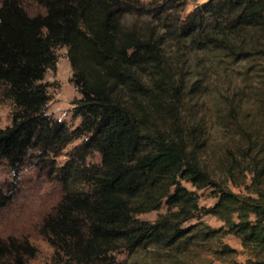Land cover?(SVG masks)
<instances>
[{"label": "trees", "instance_id": "1", "mask_svg": "<svg viewBox=\"0 0 264 264\" xmlns=\"http://www.w3.org/2000/svg\"><path fill=\"white\" fill-rule=\"evenodd\" d=\"M32 1L43 11L0 0V90L14 101L11 122L0 127V159L18 174L30 150L56 156L81 137L61 166L50 165L64 193L38 224L56 264H112L118 250L132 264L140 251L151 264H264V0H207L175 22L173 0ZM166 40L217 50L225 63L228 87L214 106L223 153L213 169L199 155L209 144L206 123L179 107L199 86L167 55ZM58 45L67 46L80 93L73 128L46 108L43 78ZM94 151L100 161L86 164ZM207 186L216 192L211 206L198 202ZM10 197L0 188V206ZM162 204L154 220L136 215ZM228 233L244 261L224 242ZM36 252L26 236H0V264H26Z\"/></svg>", "mask_w": 264, "mask_h": 264}, {"label": "rangeland", "instance_id": "2", "mask_svg": "<svg viewBox=\"0 0 264 264\" xmlns=\"http://www.w3.org/2000/svg\"><path fill=\"white\" fill-rule=\"evenodd\" d=\"M146 3L161 0H145ZM207 0H173L176 8L170 9L171 20L178 21L196 6ZM26 6L30 13L42 12L43 8L32 0H26ZM144 16H141L143 18ZM139 18V19H141ZM136 16H128L133 23ZM166 53L169 57H178L182 67V75L191 81H196L199 90L190 92L184 97L179 106L181 115H189L201 118L205 123L209 135V144L200 152V159L204 166L213 169V158L221 157L223 141L220 127L214 121V106L222 99L227 86V76L224 71L222 58L217 50L200 49L191 51L185 42L177 43L166 40ZM55 63L46 69L43 81L47 84L49 100L47 111L54 117L65 121L70 128L78 125L80 116L74 111V99L80 96L77 87L72 83V67L68 57V49L65 45L54 48ZM232 70L239 68L238 64L230 65ZM203 70V75L193 76L195 71ZM184 96V95H183ZM14 101L11 97L3 94L0 90V127L11 122ZM81 141V137L74 138L56 156L38 153V150H30L18 174L13 172L5 160L0 159V188L11 194L9 201L0 206V236L9 235L26 236L37 247L35 256L29 258L26 264H56L53 258V246L39 233L38 224L42 217L50 212L54 205L60 200L64 193L61 181L56 177L54 167L61 166L68 158L69 150ZM100 155L97 151L88 154L85 158L86 164L98 163ZM222 174L216 172V176ZM249 178H247V182ZM184 185L192 188L190 183L182 181ZM226 184L235 191L246 192L241 185H234L230 180ZM198 202L203 206H211L216 200V192L210 187L197 190ZM165 204L159 209L150 210L136 214L141 219L154 220L158 213L165 211ZM201 218L212 225L219 227L222 221L211 213H204ZM195 218L191 219V222ZM224 242L236 249V259L244 261L247 253L244 251L240 240L234 234L228 233L223 237ZM116 262L112 264H132L133 257L128 256L124 250L114 251ZM137 264H151L149 253L140 251L135 257ZM63 263V260H62ZM153 263V261H152ZM159 264V263H158ZM160 264L163 262L160 259ZM214 264H227L214 259Z\"/></svg>", "mask_w": 264, "mask_h": 264}]
</instances>
